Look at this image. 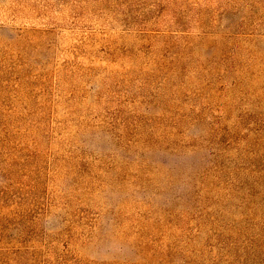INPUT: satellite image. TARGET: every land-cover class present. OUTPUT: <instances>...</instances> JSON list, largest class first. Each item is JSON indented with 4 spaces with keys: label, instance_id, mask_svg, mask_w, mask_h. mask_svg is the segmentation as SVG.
<instances>
[{
    "label": "rangeland",
    "instance_id": "obj_1",
    "mask_svg": "<svg viewBox=\"0 0 264 264\" xmlns=\"http://www.w3.org/2000/svg\"><path fill=\"white\" fill-rule=\"evenodd\" d=\"M0 264H264V0H0Z\"/></svg>",
    "mask_w": 264,
    "mask_h": 264
}]
</instances>
